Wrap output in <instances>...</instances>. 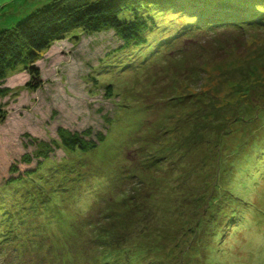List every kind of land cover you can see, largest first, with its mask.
Segmentation results:
<instances>
[{"label":"rangeland","instance_id":"1","mask_svg":"<svg viewBox=\"0 0 264 264\" xmlns=\"http://www.w3.org/2000/svg\"><path fill=\"white\" fill-rule=\"evenodd\" d=\"M51 1L0 0V31ZM175 1L143 11L148 45L74 29L0 79V264L68 258L72 233L80 263L99 264L100 226L128 234L121 264H264V0L250 12L263 23L213 29ZM59 128L106 139L69 151ZM44 144L43 183H5Z\"/></svg>","mask_w":264,"mask_h":264},{"label":"trees","instance_id":"2","mask_svg":"<svg viewBox=\"0 0 264 264\" xmlns=\"http://www.w3.org/2000/svg\"><path fill=\"white\" fill-rule=\"evenodd\" d=\"M206 1L207 3L205 0H194L193 6L200 9H194L195 13L192 12V6L185 9H187L188 14L193 15L194 21H201L199 24L206 26L208 29L225 26L242 28L244 24L249 25L255 21H257L256 23H263L255 13H250L254 9V2L260 0H238L239 5L234 3L236 0H223L224 4ZM175 2V0H52L49 5L37 9L13 27L0 31V79H4L6 72L16 67L24 59L36 60L38 55L50 47L53 42L63 38L74 29H83L87 33L113 30L122 41L120 50H130L134 47L148 45L151 42L150 32L155 22L154 17L143 15V11L149 9L164 11V8L160 5L171 3L173 6ZM165 9L167 8L165 7ZM182 29V32L189 33L196 28L193 23L189 22ZM34 74L38 75L39 71L36 69ZM0 92L3 95L6 89H2ZM172 107H177L174 102ZM57 135L59 143L64 149L83 153L94 151L106 139L102 132L96 133L95 138H87L86 136L91 137L93 135L91 129L80 134L59 128ZM53 152L54 148L49 147L47 144L42 145V148L34 156L38 160L34 168L27 167L32 165L34 157L24 154L20 160L11 166L10 172L17 173L19 171L17 163L24 164L26 169L18 176L9 177L5 183L27 180L31 177L42 184L43 182L38 176L41 171L39 165L42 160H48ZM33 191L29 195L34 199L38 197L39 200L43 201L44 198L49 197V192L47 193L45 190L35 189ZM127 195L128 193L123 195V198L121 197L125 203L134 200V194ZM131 210L130 207L129 211ZM107 214L109 217H114L111 212ZM122 215H124V212ZM116 222L120 223V220ZM125 223L128 226L130 225V222ZM73 235L74 237H71ZM126 235L128 234L125 231L119 233L117 228L110 230L107 227L100 226V230L95 233V240L99 241L97 247L99 264H121L117 261L116 254H119L120 248H123L122 241H125L124 239L128 240ZM76 240V235L74 233L70 234L69 257L62 259L59 257L60 260L57 256L53 264H81L78 260L79 248L83 246L87 248L88 245L84 240L81 244ZM123 255L125 254L119 256V260L125 258ZM126 264H130L129 260Z\"/></svg>","mask_w":264,"mask_h":264}]
</instances>
